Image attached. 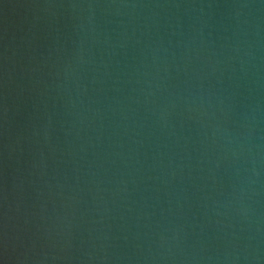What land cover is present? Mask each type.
Instances as JSON below:
<instances>
[{
  "label": "water",
  "instance_id": "obj_1",
  "mask_svg": "<svg viewBox=\"0 0 264 264\" xmlns=\"http://www.w3.org/2000/svg\"><path fill=\"white\" fill-rule=\"evenodd\" d=\"M0 264H264V0H0Z\"/></svg>",
  "mask_w": 264,
  "mask_h": 264
}]
</instances>
